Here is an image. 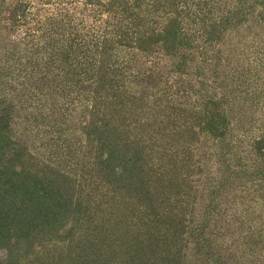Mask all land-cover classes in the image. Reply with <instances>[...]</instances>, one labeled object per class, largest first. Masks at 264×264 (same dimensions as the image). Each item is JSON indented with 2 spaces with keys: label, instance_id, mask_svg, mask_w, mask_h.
Masks as SVG:
<instances>
[{
  "label": "rangeland",
  "instance_id": "obj_1",
  "mask_svg": "<svg viewBox=\"0 0 264 264\" xmlns=\"http://www.w3.org/2000/svg\"><path fill=\"white\" fill-rule=\"evenodd\" d=\"M200 1L0 0V221L14 173L68 204L0 264H264V0Z\"/></svg>",
  "mask_w": 264,
  "mask_h": 264
},
{
  "label": "trees",
  "instance_id": "obj_2",
  "mask_svg": "<svg viewBox=\"0 0 264 264\" xmlns=\"http://www.w3.org/2000/svg\"><path fill=\"white\" fill-rule=\"evenodd\" d=\"M199 2L202 5V1L199 0ZM200 4L196 3L195 5L198 6ZM203 5L204 6L207 5V2H204ZM201 10H204V8H202ZM201 10L197 9V12L199 13V11H200L201 13H204ZM211 13H208V14H211ZM138 18L140 19V17H137V18H132L133 19L132 20L131 18H129V16L128 17L127 16L126 17L123 16V17L119 18L120 21L116 24V27L117 28H124V27L125 28H129V26L134 25V23L137 22ZM173 23H175V21H173ZM174 27H175V24H173V33H172L173 36H175ZM124 32L126 33L127 31L125 30ZM203 34H208L207 31L205 30V27H204ZM199 37H200V35L198 36V33H197V35L195 37H193V38L196 39V38H199ZM171 41H173V38L171 39ZM92 59L95 60V58H92ZM96 61L97 60H95V62ZM86 62L87 63H84V64H88L89 63L88 59L86 60ZM82 65L83 64H81V63H79V64H75L74 63V67L75 68L71 70L72 74L73 75H77V74H75L76 71H78V70L82 71V70L86 69V67L82 68ZM93 65L95 66L96 63H93ZM70 66H71V64H70ZM68 67H69V63H68ZM77 83H79V81ZM5 127H7V120L1 118L0 129H3ZM2 174H4V173H2ZM30 174H31V172H30ZM30 174L23 173L20 176L17 173L16 174L14 173L13 174V179H9L10 186L16 187V189L14 190V193H17V192L21 191V194H20V198H19V200L17 202H15L13 200H9V201L6 202V205L4 206V208L6 210V212H5L6 216H5V218L2 221H0V238L4 237L5 232L10 230V228H9V226H10L9 220L11 218H15L16 216H23L25 214L26 209H27L28 206L35 205V209H36L35 210V217L32 220L36 221L37 217H39L41 213L45 212V209L42 210V209H40V207H38V205L41 204L42 200L44 201V203L46 202V204L48 203L47 200L49 201L50 204H48V206H47L48 208L60 207L62 209H65L67 207V205H68L67 201L64 199L65 195L62 193V189H61V186H60V185L63 184V180H61L62 179L61 176H58V177H55V178L53 177V178H50V179H46L45 185L47 187L44 188V182H36L31 177L32 174L31 175ZM17 176L21 177V180L19 182L16 181ZM64 183H65V181H64ZM44 189H48L47 194H45ZM44 203H42V205ZM40 210H42V211L40 212ZM29 225H28V227H30Z\"/></svg>",
  "mask_w": 264,
  "mask_h": 264
}]
</instances>
